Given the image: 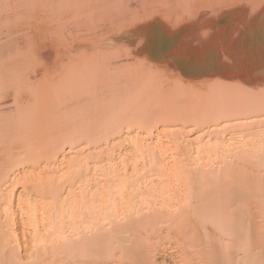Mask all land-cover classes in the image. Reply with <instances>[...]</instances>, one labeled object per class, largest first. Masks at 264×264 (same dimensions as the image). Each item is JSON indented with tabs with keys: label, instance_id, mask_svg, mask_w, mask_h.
I'll return each mask as SVG.
<instances>
[{
	"label": "bare ground",
	"instance_id": "1",
	"mask_svg": "<svg viewBox=\"0 0 264 264\" xmlns=\"http://www.w3.org/2000/svg\"><path fill=\"white\" fill-rule=\"evenodd\" d=\"M0 264H264V0H0Z\"/></svg>",
	"mask_w": 264,
	"mask_h": 264
},
{
	"label": "rangeland",
	"instance_id": "2",
	"mask_svg": "<svg viewBox=\"0 0 264 264\" xmlns=\"http://www.w3.org/2000/svg\"><path fill=\"white\" fill-rule=\"evenodd\" d=\"M41 8V7H40ZM40 10V9H39ZM39 12V11H38ZM37 11H36V13L37 14H40V12H41V10H40V12L38 13ZM36 14V15H37ZM35 16V15H34ZM29 18V17H28ZM28 18H26V20L28 21ZM34 18V17H33ZM32 18V19H33ZM32 19L30 18V20H31V22L30 23H34L33 21H34V19H33V21H32ZM36 22V21H35ZM38 22H40V21H38ZM27 23V22H26ZM36 24V23H35ZM40 26H41V24H40ZM38 30V29H37ZM34 31V30H33ZM33 31H31L32 32V34H36V32H33ZM39 31H41V29L40 30H38V32H37V34L34 36V38L35 39H33V41H31V36L29 35V34H31V32L29 33V31H27V29L26 28H24V27H22V28H18V29H16V30H14L13 32H12V37H11V43L12 44H16V43H18V42H23V41H25L26 43V45H28V47H31L30 49H32L33 47H34V49H36L35 50V52H36V54H35V57H36V59H34V58H32L31 57V59L32 60H30V63H29V66H28V73L30 72V74L31 73H33V72H36V71H39L41 68H39V69H37V70H33V69H36V68H34V67H37L38 65L39 66H41V60H39V59H41V54L39 55V53H41L40 51H41V37H37V36H39L38 35V33H39ZM39 34H41V33H39ZM30 36V37H29ZM41 36V35H40ZM29 38H30V41H29ZM34 66V67H33ZM38 66V67H39ZM32 69V70H31ZM33 71V72H32ZM35 74V73H34ZM32 75V74H31ZM31 75H29V76H31ZM33 76V75H32ZM31 76V77H32ZM36 76H38V75H35V76H33L32 78H34V79H38V81L37 80H34L33 82H35V83H33L32 82V84L28 87L29 88V92H27V94H38L39 93V90L41 89V88H38L39 86H41V85H39V83L41 84V78H40V76H39V78L37 77L36 78ZM29 78V79H32V78ZM39 79H40V81H39ZM31 81V80H30ZM29 81V82H30ZM30 84V83H29ZM39 85V86H38ZM38 86V87H37ZM36 88H38L39 90H37V92H36ZM34 90H35V92H34ZM39 94H41V92L39 93ZM27 232V231H26ZM27 234H28V232H27ZM26 234V235H27ZM27 237H28V235H27ZM30 238V237H29Z\"/></svg>",
	"mask_w": 264,
	"mask_h": 264
}]
</instances>
